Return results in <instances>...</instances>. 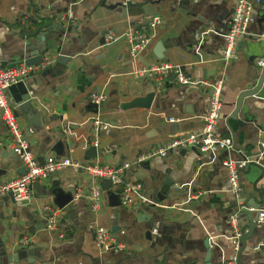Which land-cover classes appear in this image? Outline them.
Segmentation results:
<instances>
[{
	"label": "crops",
	"instance_id": "1",
	"mask_svg": "<svg viewBox=\"0 0 264 264\" xmlns=\"http://www.w3.org/2000/svg\"><path fill=\"white\" fill-rule=\"evenodd\" d=\"M131 1L150 6L154 18L160 20L152 42L137 60L130 59L124 41L112 48L101 43L105 32L116 38L149 32L148 26L140 27L143 15L129 16L136 9L122 16L119 7H109L115 0H0V64L13 62L23 48L22 31L32 32L35 18H43V23L54 18L56 25L69 28L57 45L60 52L49 49L43 56L52 60L51 66L24 82L32 111L25 112L15 103L16 90L6 94L31 152L39 161L53 156L114 167L134 162L151 148L200 130L209 101V89L200 82L215 78L223 81L217 131L232 140V147L214 153L196 148L171 150L165 157L133 164L124 179L139 182L149 203L132 209L112 206L111 188L103 192L101 211L94 214L84 197H75L89 178L72 169L33 184L25 203L11 204L7 197L0 198V264H231L234 260L231 217L237 201L222 162L240 161L241 154L250 146L255 148L264 133V83L257 95L243 99L237 119H229L238 94L254 87L261 73L264 4H253L255 19L238 38L234 58L225 64L221 61L222 34L236 0ZM56 34L48 33L52 39ZM58 54L69 58L68 62H57ZM162 63L175 68L190 84H181L173 70L164 88L156 92L152 81L139 71ZM152 90L155 95L149 108H119ZM91 94L104 95L105 102L93 109ZM95 117L109 128L94 136L91 121ZM58 134L63 147L54 152ZM6 137L0 119V185L24 173L19 158L5 146ZM90 148H95L96 156L87 160ZM252 160L264 166V156ZM238 184L239 193H252L264 184V174L256 166H245L238 173ZM59 192L72 196L62 209L54 201ZM254 200L261 201L259 209L264 210V195L255 194ZM46 207L60 210L58 232L45 230ZM237 221L240 228L248 223L244 216ZM256 224L263 237L264 223ZM97 226L113 231L125 250H99L94 243ZM207 240L212 247L209 256ZM256 240L246 242L241 264H264V251L252 249ZM18 249L23 254L15 255L19 260L13 262Z\"/></svg>",
	"mask_w": 264,
	"mask_h": 264
},
{
	"label": "built area",
	"instance_id": "2",
	"mask_svg": "<svg viewBox=\"0 0 264 264\" xmlns=\"http://www.w3.org/2000/svg\"><path fill=\"white\" fill-rule=\"evenodd\" d=\"M127 0H122L126 2ZM260 0H236L233 12L228 22L227 31L222 34L223 46L221 51V61L229 63L235 56L236 44L239 37L245 35L248 27L253 23V4H259ZM160 24L159 18H153L149 24V32H132L125 35L124 43L128 47V55L131 60L140 58L143 51L148 47L154 38V30ZM117 38L108 33L105 35V43L110 44ZM262 61L258 64L261 65ZM52 60L44 57L39 64L20 63L10 68L0 66V119L3 122L7 137L5 146L15 154L23 168L24 173L0 185V198L7 197L11 194L15 203H25L29 198V188L35 183H41L50 178L56 172L64 169L73 171L81 170L89 178V184L76 190L75 197H84L88 203L89 209L94 214H98L102 208L103 190L101 182L107 180L111 183L112 192L119 196L120 205L125 208H135L140 204H148V199L144 196L142 185L139 182L126 180L124 176L133 164L165 157L171 150H187L191 148L199 149L202 152L214 153L218 150H230L232 140L229 137L222 136L218 133L217 127L220 120L222 101L221 93L223 81L221 78H215L211 81L200 82L202 86L209 89V101L206 114L202 118V127L196 133H189L171 139L165 145L159 148H151L149 151L140 154L134 162H124L121 166L114 167L98 163L81 164L68 158L57 159L48 156L39 161L29 149L28 141L24 136L20 120L15 113V106L7 99V91L10 86L17 83H24L29 76L41 72L51 66ZM177 71L167 63L155 65L140 70L139 74L152 81L156 92L164 88V81L172 71ZM178 73V80L181 84H190L189 81ZM106 97L102 94H91L89 102L100 106L105 102ZM174 119H169L173 121ZM109 124L103 122L99 117L91 121V130L94 136L101 130H107ZM97 142L94 140L93 145ZM262 146L261 156H264V144ZM248 161H233L226 159L222 162L227 172V180L231 193L237 198L239 195L238 173L247 166ZM264 170V166H263ZM45 230L49 233L58 232L61 221V213L58 209L51 207L45 208ZM264 215H260L259 222H263ZM233 234L231 240L235 250L239 246L241 237V228L237 221V214L231 217ZM59 238L62 233L59 232ZM95 246L102 252L116 250L124 251L123 244L118 242L116 237L107 229L97 226L94 229ZM234 264L233 261L229 262Z\"/></svg>",
	"mask_w": 264,
	"mask_h": 264
},
{
	"label": "water",
	"instance_id": "3",
	"mask_svg": "<svg viewBox=\"0 0 264 264\" xmlns=\"http://www.w3.org/2000/svg\"><path fill=\"white\" fill-rule=\"evenodd\" d=\"M107 0H102V3H105ZM262 4H264V0H260ZM110 9H115V8H120L122 10V16L129 15L128 10H138L136 13H131L129 16L135 15H143L145 20L142 22L140 27H146L149 26L151 23L152 19L155 17V11L152 10L150 6H142L139 3L132 2L131 0H127L126 2H122V0H115L114 4H111ZM132 10V11H133ZM134 15V16H135ZM43 18H35L32 21L33 25V31L30 32L29 34H25L22 31L21 35V40L23 42V48H21V51L19 54L15 55L13 62L9 65L6 64V62H2L0 64L1 67H6L10 68L12 66H15L20 63L24 64H39L42 59L44 54L49 50V49H55L56 52H60V47L57 46L59 42L62 41V37L66 34H68V29L69 28H63L62 23L55 24V19L51 18L47 20V23H43ZM141 29V28H140ZM49 32H56L57 37L53 38L51 36L53 35H48ZM106 35V32L103 34ZM260 36H264V30L260 32ZM125 35L121 36L120 38H117L114 42L110 44H106L108 48H112L121 42L124 41ZM104 39V38H103ZM34 41L32 44L30 41ZM50 40V41H49ZM102 44H105V40L101 41ZM16 58H19L20 60L18 62H15ZM158 59H161L162 56H157ZM69 58H66L65 56H62L61 54H58L56 61L59 63H67ZM264 83V56L262 58V63H261V73L259 75V78L257 79V82L254 87H252L249 90H244L240 92L236 98L235 101V107L234 110L229 116V119H237L238 112L241 108V103L243 99L247 97H253L257 95L259 92L261 86ZM152 86V84H151ZM9 91L11 90H16L19 94V98L15 99V103L19 105L20 109H23L25 112L26 111H32V101L30 100V96L27 90V87L25 84L22 83H17L15 85H12L8 89ZM154 91L152 90L149 92L146 97L143 98H134L133 100L121 104L119 106L120 109L125 110V109H130V108H149L150 104L154 98ZM93 109H96L97 106L92 104L90 105ZM58 141L54 144L52 151L54 152H59L61 151V148L63 147V143L61 142L62 135L58 134L57 136ZM262 144H264V133L262 134L257 146L254 147H249L247 152H244L241 154L240 160L241 161H248L247 166H256L258 167L261 172L264 174L263 167L261 165L256 164L255 161L252 159L258 158L261 156L262 153ZM252 149H256L255 152H249ZM96 150L95 148H90L85 155V158L87 160L94 158L96 156L95 154ZM24 170V168H23ZM101 188L103 191H107L111 189V183L107 180H103L101 182ZM109 199L111 200V205L116 206L120 205L119 201V196L116 193L113 192H108ZM255 194L258 195V197H263L264 195V184L258 188V190L253 191L252 193H239L238 197L236 198L237 204H236V214L238 220L241 222V217L244 216L246 218V221L248 222L246 225L241 226V237L239 238V247L235 252L234 255V264H241L239 261L240 255L247 250L246 248V242L249 240H254L256 237H258L259 241L256 246H253L252 249L255 252L258 251H264V236L262 237L263 231L260 229V226L257 225L256 223L259 222L260 215H264V210L259 209V206L261 205V201L259 200H254ZM7 198L10 200L11 204H14L15 201L11 194L7 195ZM5 199V197H4ZM55 205L57 208L62 209L65 207L67 204H69L72 201V196L70 194L65 195L64 193H57L55 194ZM143 220H146V217L143 218ZM264 222V219H263ZM113 234V231H111ZM205 244L206 248L208 249L207 251V256L211 254V245L209 243V240H207ZM16 253V254H15ZM23 252L18 249L16 252L13 253V262L18 261L17 259V254ZM26 253V252H25ZM24 257V256H23ZM228 261L222 262L221 264H227Z\"/></svg>",
	"mask_w": 264,
	"mask_h": 264
}]
</instances>
